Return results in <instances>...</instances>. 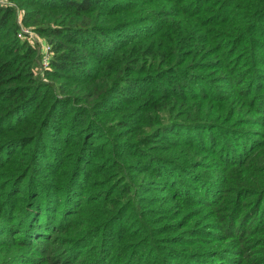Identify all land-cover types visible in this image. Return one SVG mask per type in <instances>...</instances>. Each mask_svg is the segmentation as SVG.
Instances as JSON below:
<instances>
[{
  "label": "trees",
  "instance_id": "1",
  "mask_svg": "<svg viewBox=\"0 0 264 264\" xmlns=\"http://www.w3.org/2000/svg\"><path fill=\"white\" fill-rule=\"evenodd\" d=\"M9 2L0 3V264L210 258L221 254L214 232L188 235L199 223L178 232L200 203L211 213L226 200L217 217L227 238L255 214L251 225L264 228L263 135L236 127L246 123L236 106L220 112L213 103L233 88L211 84L233 80L252 107L264 96L250 81L264 69V0ZM21 27L49 46L45 67ZM215 132L247 141L236 155Z\"/></svg>",
  "mask_w": 264,
  "mask_h": 264
},
{
  "label": "rangeland",
  "instance_id": "2",
  "mask_svg": "<svg viewBox=\"0 0 264 264\" xmlns=\"http://www.w3.org/2000/svg\"><path fill=\"white\" fill-rule=\"evenodd\" d=\"M20 14H21V12H18L17 17H16L17 21H19V19H20ZM33 33H35V32H33ZM35 34H33V37L30 38V40L32 42L31 44L35 45L38 48H39V46L42 47V44L45 42L44 38L37 35V34L35 35ZM263 68H264V66H263ZM260 78L264 79V69H263V72L260 73ZM260 78L251 79L250 81L252 82V84L256 83L257 81L260 82V84H264V80L260 79ZM211 84L213 85L214 90H216L218 92L220 91L223 93L227 92L229 90V88H233V93L231 94V93L227 92V95L225 96V98H227V101L220 103V104H217V103H213V104L222 106V109L220 110V112H222V113L227 112L228 109L232 110L233 105L236 106L237 107L236 115L241 119V122H246V123H242L243 125L237 124L236 127H238V128H249L247 130H249L251 132L250 136L253 138H256V136L258 134L263 135V143H262V150L263 151L260 152L259 157L262 159V161H264V113H262V111L264 110V105L262 106L263 109L260 108L258 111L256 109H254V107H256L259 104V102H264V96L260 98L259 102L257 100H254L253 107H252L250 105L249 95L244 96V95H241L240 93L235 92V89H237L238 83H235L233 80L227 79V80L214 81ZM256 89L257 88L253 86V90H256ZM260 90H262V89H260ZM244 105L246 107H244ZM247 120H252V121L247 122ZM195 131L197 133L199 130H195ZM215 133H218V132H215ZM218 134H220V133H218ZM171 136H172V138H179V136H177L173 133H171ZM214 137H215L216 141H220L222 138H223V140L226 139L222 134H220L219 136L214 135ZM235 140H236L235 144L233 143L234 145L232 144L231 141L228 143V139H226L225 141H226L228 147L232 148L231 151H233L237 155L238 152L241 151V147H242V146L240 147L239 145H245L247 139H242V138L236 137ZM215 152L216 151H214L213 153L211 151L210 152L206 151V153L209 154L207 156V160L214 161L215 163H217L218 165L221 166V163H222L221 159L212 156V154H214ZM205 155H204V157L206 158ZM231 155H233V153ZM259 163H260V160L258 161L257 164H259ZM245 167L246 166H243L242 164H240V166H239V168H241L242 171ZM249 167L252 168L251 166H249ZM172 175H173V177L176 178V177L181 176L182 174L175 172V173H172ZM213 182H214V185H217L215 183V180L212 181L211 182L212 185L209 186L211 188V191H213L215 189ZM208 193H210L209 196H210V198H212L213 196H215L216 191L208 192ZM204 196L206 197V195H204ZM243 198L245 199L247 197H243ZM248 200H249V198L242 200V202H244V203H242L243 209H244V206H246L245 207V209H246L248 206L251 205V203L248 202ZM171 201L175 203V199H172V200L170 199L169 202H171ZM225 202H226V200L218 201L217 204H215L212 207L214 209L211 213L209 211L205 212L204 210H206L207 207L203 203H200L199 208H201L200 210H202V211H198L193 217H191L190 219H187L185 221L184 228H182L181 231H178V232L183 231L182 235L184 236L185 235L184 232L185 231L187 232V229L190 228V226H192L195 223H199L196 225L198 227L200 226V228H198L194 231L188 232V235L193 234V237H195V236H203V235H205V233H208V232H210V233L214 232L217 235V237L214 239L215 241L212 243V247H213L212 249L213 250H215V249L221 250L222 255L218 254V255H214L210 258L201 257L202 258L201 260L196 259L195 261H193V260L189 261V259L192 258L191 255L190 254H184L185 260L184 259H177V261H175V259H169V261H172V262H170V264H264V255L262 253L259 254L260 250L264 251V233H262L264 231V228L258 229V227H256V226L254 227L251 225L257 218L256 214L254 215V217L249 218V221L248 220L245 221L246 226L244 227L243 232H241L238 235L231 236V237L227 238L226 237L227 233H225V225L222 224L221 219H219L217 217L218 215L225 213L223 210ZM191 206L195 207L196 202L194 201L191 204ZM177 213H178V211H177ZM246 213H244V215ZM211 215L214 217H217V218L215 220H213V217H212V220H211V218H210ZM222 221L225 223V221L223 219H222ZM209 224H211V226L214 224L216 226V228L209 227L210 226ZM255 229H258V230L256 231ZM235 232H237V231H235ZM185 247L186 246H181L179 248L182 249ZM191 249H192L191 247H186L184 249V251L188 252ZM158 262L160 264V262H162V259L158 258Z\"/></svg>",
  "mask_w": 264,
  "mask_h": 264
},
{
  "label": "built area",
  "instance_id": "3",
  "mask_svg": "<svg viewBox=\"0 0 264 264\" xmlns=\"http://www.w3.org/2000/svg\"><path fill=\"white\" fill-rule=\"evenodd\" d=\"M0 3L1 4H10L9 0H0ZM33 34H35V33H33V31L30 30L29 28L21 27L20 30H19V32H18V37L19 38H22V39H26L30 43H32L31 40H30V38L33 37ZM39 48L42 51L41 64H42L43 67H45L47 65V63H48L49 56H50L49 46L47 44L43 43L42 44V47L39 46Z\"/></svg>",
  "mask_w": 264,
  "mask_h": 264
}]
</instances>
